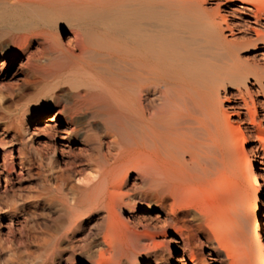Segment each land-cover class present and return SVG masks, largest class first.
<instances>
[{"label": "bare ground", "instance_id": "6f19581e", "mask_svg": "<svg viewBox=\"0 0 264 264\" xmlns=\"http://www.w3.org/2000/svg\"><path fill=\"white\" fill-rule=\"evenodd\" d=\"M0 86L19 134L54 107L34 128L46 168L60 166L47 176L38 165L33 198L47 212L30 226L11 217L0 264H61L65 253L71 264L263 263L257 201L244 228L225 198L196 223L177 209L189 182L225 166L231 129L254 133L264 152V0H0ZM79 142L90 147L87 166ZM10 153L1 154L0 202L14 213ZM254 158L255 196L264 169L254 171ZM99 221V248L84 251ZM211 242L218 249L205 252ZM232 243L246 263L226 261L219 247Z\"/></svg>", "mask_w": 264, "mask_h": 264}, {"label": "rangeland", "instance_id": "374dc122", "mask_svg": "<svg viewBox=\"0 0 264 264\" xmlns=\"http://www.w3.org/2000/svg\"><path fill=\"white\" fill-rule=\"evenodd\" d=\"M58 35L61 40L66 41V39L70 37L69 28L63 26V28L59 30ZM12 67H14V64L12 65ZM0 88H1L0 89L1 90L0 91V163L2 162L1 154L3 152L7 154L11 152L9 157L13 161H11L10 159L9 160L13 162L14 172H12V174H9V178L11 176L10 179L12 181L10 180L7 184L10 186L9 188L12 190L11 193L9 191V195L11 194V196H9L10 203L13 205L14 203L16 204V206H14L16 208V211L12 213L10 212V208L7 205L5 206L0 202V232L4 234L7 231L4 225L7 224L12 218L20 219V220L27 219L26 220L27 224H29L28 226H30L34 219L36 218L39 219L38 215L40 212L41 213L47 212L46 211L47 208H43L44 202L42 198L38 199L40 201H37L36 199L34 200L35 198L34 196L36 195L35 192L37 193L38 182H39V176L38 174H36V172H39L38 170L40 168H38V165L40 164L41 165L40 170L44 172V175L55 176V173L59 171L60 166L54 165L52 170L46 168V165L44 163L46 161H44V158L40 159L39 153L37 152L38 151L37 142L38 141L42 142L44 140V137L38 135V132L34 128V125L36 126L37 123H40L44 119L48 118L52 114V112H54L53 111L55 110L54 107L51 105L49 109L50 111L48 110L45 113L39 115L38 117H35V121L31 122L29 126L26 128V130L20 132L19 134V132L16 129L15 131L14 128L10 127V122L12 117L9 112L12 109L8 105L9 102L7 100L10 99V97L7 94L6 87L0 86ZM64 92H59L60 96L62 95L60 97L62 102L65 101L64 99L67 98L66 97L67 92L66 91ZM6 116H8L9 119ZM240 131H241L240 133L236 129H231L230 131L232 140L229 145V153L226 158L225 166L220 167L218 170H216L213 176L208 181H204V180L197 181L194 182V184L192 183V181L189 182L188 185L183 190V194H182L186 198V201L181 208L177 209V212L178 213L180 212L184 213V211L187 212L189 214L188 220L192 223H196L195 219L197 214L204 218H207L209 215H211L214 211L217 210L218 203L223 198H225L230 201L229 202L230 204L229 206H227V209L236 214V221L238 223V226L240 228H244L245 221L251 220L250 217L251 205L254 201H257L258 204L257 219L259 221V224L261 223L260 224L261 235L264 243V174L262 176L263 178L260 177L259 179L260 181L259 183L261 186L259 185L260 186L259 190L255 194V196L258 194L257 195L258 197L256 196L257 198H255V196L253 195L254 191L251 189V187L248 184V173H247L248 172L247 166L250 163L251 159H253L254 157H255L253 160L254 171L258 172V169L261 168L264 169V152H262L260 149L259 150L255 149V146L258 145V139L254 133L250 131L249 133L248 130H245L244 128H241ZM101 138H102V143L104 145V147H102L103 153H109V155H114L116 153V150L112 148H109L110 150L107 149L108 144L110 145L113 142V140L110 139V137L108 138V136H105L104 134H102ZM78 144H79L78 146L80 147H86L83 149V154L85 156L82 154L83 156L81 155L80 159L81 158L83 159V160L81 159L82 165L84 164L83 166H87L88 162L83 157H86L87 154L91 152L90 147L87 146L88 144L83 142H79ZM55 155L57 156V154ZM20 158L21 160H19ZM43 165H45V167ZM20 166H23V168L21 169ZM224 172H226V174ZM3 186H4V179L1 176L0 189H2ZM253 197L255 199H253ZM11 199L13 200L14 203L12 202ZM35 209L37 210V212H35ZM56 216L57 214L53 215V218H55ZM125 217H126V213L122 215V218ZM103 229H104V223L101 221L91 226V228H89V230L85 232L86 235V237H84L85 242L81 243L80 247L86 246V247H82L84 251L88 249L94 253L99 248L98 243L100 241V236ZM25 240H29L32 246H35L33 242L34 240H33L32 230L30 229L26 230ZM94 240H96V242L93 244ZM0 243L3 245L2 247L4 248L0 253L1 255L0 258L2 260L5 256H8V251H6L2 240H0ZM203 246L205 252H208L209 250H214L217 247L215 242L204 243ZM236 246L237 244L232 243L230 248L225 249L223 247H219V250H221L222 253L227 257L226 260L227 262H231L240 258L244 263H246L248 260L246 255H243L241 253L242 251L239 252L238 250L239 248L238 246L237 247ZM232 250H237V251H232ZM77 252L80 253V249H77ZM256 252L261 253L260 255L263 259L262 264H264V247L258 248ZM165 253H166L165 254L166 258H168L169 255H175L178 252L165 251ZM242 255L245 257L243 258ZM253 256H255L254 258H256L258 255L256 253H253ZM6 258L9 259L8 257ZM71 260L72 258H70L65 253L60 263L71 264L72 263ZM168 261H170V259ZM76 264H79V262L77 261ZM254 264H258V263L255 262Z\"/></svg>", "mask_w": 264, "mask_h": 264}]
</instances>
